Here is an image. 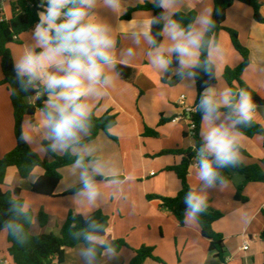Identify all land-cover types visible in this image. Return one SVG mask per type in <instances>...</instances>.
Masks as SVG:
<instances>
[{"label":"crops","instance_id":"obj_1","mask_svg":"<svg viewBox=\"0 0 264 264\" xmlns=\"http://www.w3.org/2000/svg\"><path fill=\"white\" fill-rule=\"evenodd\" d=\"M18 0H6L2 5V14L6 22L13 17L12 3ZM260 3V14L264 17V0ZM153 0H122L120 11L112 13L98 5L96 15L109 23L113 28L116 41V64L138 68L139 74L134 84L123 81L119 76L107 86V90L94 98H88L91 114L96 118L106 115L115 118V125L107 133L101 131L97 137L80 146H74L70 152L74 156L92 159L88 165L99 168L95 177L100 189L94 206L81 205L72 199L74 195L64 196L69 191L82 185L80 173L83 170L71 165L60 170L61 181L55 191L57 197H45L32 192V184L42 177L45 171L36 168L30 177L23 180L18 170L11 167L7 170L5 184L1 187L4 193L13 194L20 189L23 202L31 205L28 212L36 217L45 213L50 217L46 233L60 234L59 225L72 212L83 217L96 211H102L109 217L107 234L113 239H123L129 248L118 253V258L110 259L107 255L98 258V264H130L134 258V250L142 246L153 248L155 257L165 264H264V183H249L244 189L246 203L235 199L237 186L243 177L233 174L229 182L206 186L196 176L197 157L190 165L188 182L193 190L206 196V204L223 213V218L213 224L216 233L223 236L227 252V261L223 263L210 251V241L202 235L197 219L189 220L185 216L182 226L177 218L161 206V201L149 199V196L175 197L181 190V181L169 167L177 166L182 157L173 154L160 155L164 151L195 150V138L186 133V121L173 122L182 116L179 99L186 96L187 106H195V82L175 78L177 66L171 65L168 72L155 69L150 64L149 53L152 46L140 38L137 44L132 31H143L149 28L148 21L154 17L152 11H135L129 19L125 16L130 9ZM213 0H180L173 11L177 13L196 12L197 18L204 12L213 13ZM254 16L252 7L235 2L227 11L224 27L238 33L239 41L249 51V65L243 73V80L254 92L264 99V24L258 22L255 28L250 26V18ZM196 18V21H197ZM255 18V16H254ZM256 20V19H255ZM195 24L193 27H197ZM143 25V28L141 27ZM33 30L21 34L10 49L15 59L31 46ZM163 44L170 43L163 35ZM213 46L219 47L223 55L215 63L217 81L212 86L223 91L230 89L224 79L227 68H237L241 55L232 45L227 31L219 33L217 42L210 47L209 56L213 54ZM132 48V57L121 53ZM39 51V49H37ZM200 56V52H199ZM116 71V66L114 69ZM167 73H169L168 76ZM166 76V79H165ZM3 80L0 59V82ZM35 99L29 100L33 104ZM187 117V116H186ZM43 111L38 110L25 120L32 122L34 143L30 147L43 159L52 160L48 154L39 150L47 140H43ZM255 122L264 127V106H256ZM15 121L11 102V91L7 85H0V159L16 146ZM146 130L153 131L156 137L146 135ZM202 125L200 129V136ZM90 136V132L81 134V142ZM241 147L249 157L242 155V164L253 165L264 158V143L260 136L248 138L241 135ZM66 152H55L63 156ZM91 172V167H89ZM116 180H108V179ZM35 181V182H34ZM35 234L40 228L35 220ZM7 232L0 235V257L9 255L10 244ZM248 244V250H243ZM84 245L79 244L68 249L63 264H85L81 255ZM53 264H59L54 261ZM144 264H161L147 259Z\"/></svg>","mask_w":264,"mask_h":264},{"label":"clouds","instance_id":"obj_2","mask_svg":"<svg viewBox=\"0 0 264 264\" xmlns=\"http://www.w3.org/2000/svg\"><path fill=\"white\" fill-rule=\"evenodd\" d=\"M180 0H153V6L161 9L152 17L149 25H161L162 35L170 43H158L149 28L132 31L134 41L139 44L141 36L152 46L149 53L150 64L162 72H168L175 59L176 75L193 83L199 77L197 69L211 77L218 58L223 55L219 47L213 46L210 58L201 60L199 52L205 47V36L214 27L211 10L202 13L186 29L174 17L173 9ZM100 5L112 13L120 11L122 0H40L36 12L38 18L31 34L34 43L26 48L14 62L16 82L25 93L42 87L47 94L43 107V140L47 147L39 145L43 154L67 152L81 145V134L87 133L91 124V108L88 98L101 96L119 73L116 66L112 26L96 15ZM258 21L250 18V26L255 28ZM39 49V51H37ZM132 57L133 49L121 53ZM200 94L197 110L202 114V143L197 150L196 176L206 186L212 187L218 181L225 183L222 168H235L242 162L240 151L242 133L237 125L251 127L256 117V105L246 89L234 93L231 89L220 91L205 82ZM20 140L32 145V122L21 123ZM75 165L80 173L82 187L72 197L78 204L94 206L100 196L95 180L97 166L88 165L78 157ZM91 167V172L89 171ZM39 177H35L38 180ZM35 182V181H34ZM187 205V219L193 220L206 209V196L190 190L184 198ZM8 209L12 218L4 221V228L20 245L27 243L24 225L18 222L20 216L30 219L31 205L23 201H11ZM86 227L74 235L83 236L87 247L81 250L85 264H98L100 250L110 259L118 258L116 247L107 243L97 233L103 225L88 216L84 217Z\"/></svg>","mask_w":264,"mask_h":264},{"label":"trees","instance_id":"obj_3","mask_svg":"<svg viewBox=\"0 0 264 264\" xmlns=\"http://www.w3.org/2000/svg\"><path fill=\"white\" fill-rule=\"evenodd\" d=\"M40 0H18L12 3L13 17L10 21L0 22V59L1 69L3 73V80L0 85H7L11 91V102L13 106V114L15 121V148L7 153L0 159V235L3 231L7 232V241L10 244L8 249L9 256L14 264H53L54 261L59 264H63L65 261V254L68 249H72L79 244L87 247V242L83 236L77 238L74 234L80 232L86 227L84 217L70 213L67 219L62 222L60 227V234L46 233L44 230L48 226L50 217L45 213H40L36 217L32 212H28L30 219H26L24 216L18 218V222L22 223L27 235V243L25 245L18 244L15 239L4 228V221L11 219L12 214L8 209L11 207V201H23L20 197V189H16L13 194L4 193L2 186L5 182L7 170L11 167H15L18 170L20 177L26 180L30 177L36 168H42L45 174L40 177L34 184H32V192L37 195L45 197H57L55 191L61 181L62 175L60 170L62 168L75 165V160L80 157L83 158L86 164H89L92 159L81 156H74L70 150L63 156L56 155L53 152H49L52 160L43 159L37 152H35L29 144L20 140L21 123L26 116H34L38 110L43 111L45 101L47 100V94L42 87L34 89L31 93L25 94L16 82V74L14 71V59L10 49V45L17 41V38L24 32L34 30L37 23L36 12L40 9L37 8ZM241 2L253 8L256 21L264 24V17L260 14V3L258 0H213V13L212 19L214 21V27L206 33L205 47L200 50L199 58L204 60L210 58V47L217 42L218 35L221 31L225 30L231 38V42L235 50L241 55V64L234 69L227 68L224 72V79L228 83L230 89L237 93L240 89H246L252 95L253 102L256 106H264V99L261 98L256 92L243 80V73L249 65V51L242 46L239 41L238 33L234 30L226 29L224 23L227 17L228 9L235 3ZM152 11L155 16H158L161 9L155 8L153 3H146L138 6L137 8L130 9L125 18L129 19L135 11ZM183 27L186 29L189 25L194 26L197 13H177L174 17ZM161 25H151V34L156 38L158 43H162L163 35ZM16 37V38H15ZM173 66H177L175 59H173ZM116 71L119 73V77L130 84H134L138 77V68H133L121 64H116ZM199 77L195 80L196 85V102L195 107L199 103L200 94L203 92L206 86L205 82L211 85L217 81L215 66L212 69V76H207L202 69H197ZM167 73L166 76H168ZM165 76V79H166ZM183 77L177 76L176 81ZM35 99L33 104L29 103V100ZM193 122L197 128L195 130L194 138L196 142L195 150H172L161 152L160 155L173 154L182 157V162L173 167H169L167 170L174 172L181 181L182 188L175 197H161V196H149V199L161 201V206L173 214L179 223L183 226L185 222V216L187 213V205L184 203V198L190 190H193L188 182V175L190 165L193 159L197 157V150L202 143L200 136V129L202 125V114L197 110L191 115ZM115 125V118L106 115L102 118H96L91 114L90 124V136L81 142V144L87 143L97 137V135L103 131L107 133ZM236 130L242 133V135L253 138L260 136L264 143V127L255 122L251 127L244 125H237ZM188 134V129L186 128ZM146 135L156 137L157 134L153 131L146 130ZM48 143L43 144L47 147ZM242 155L249 157L248 153L240 148ZM221 175L226 178V182L231 180L233 174H238L243 177V182L237 186L235 199L238 202L246 203L247 198L244 196V189L249 183H264V158L258 163L253 165H244L240 163L235 168H222L220 169ZM103 178L95 177L96 181H101ZM116 180L114 179H108ZM216 184H222L219 181ZM82 185L74 188L66 193L64 196L74 195L76 190L81 188ZM223 213L214 209L210 205L206 204L205 211L199 213L196 217L201 230L202 235L210 241V251L216 253V257L223 263L227 261V252L225 248V241L222 235L216 233L213 229V224L223 218ZM91 219L97 223L103 225V230L97 234L100 235L107 243L116 247L117 252H120L124 248H129V245L123 239H113L107 234L109 227V217L102 211H96L90 216ZM37 222L40 232L35 234L33 232L34 222ZM264 239V231L261 234ZM134 258L130 264H144L147 259H152L155 262L165 264L161 259L157 258L153 254V248L142 246L141 248L134 250ZM103 256V250H100L98 258Z\"/></svg>","mask_w":264,"mask_h":264},{"label":"built area","instance_id":"obj_4","mask_svg":"<svg viewBox=\"0 0 264 264\" xmlns=\"http://www.w3.org/2000/svg\"><path fill=\"white\" fill-rule=\"evenodd\" d=\"M6 0H0V22H4V17L2 14V5ZM16 38V37H15ZM180 108L183 110L182 116H178L173 119V122L186 121L187 129L191 136H194L195 130L197 128L196 124L193 122L191 115L195 113V106H187L186 104V96L182 95L179 99ZM187 116V117H186ZM248 244H245L243 250H248ZM0 264H14L11 257L9 255L0 257Z\"/></svg>","mask_w":264,"mask_h":264},{"label":"rangeland","instance_id":"obj_5","mask_svg":"<svg viewBox=\"0 0 264 264\" xmlns=\"http://www.w3.org/2000/svg\"><path fill=\"white\" fill-rule=\"evenodd\" d=\"M4 184H5V182H4Z\"/></svg>","mask_w":264,"mask_h":264}]
</instances>
